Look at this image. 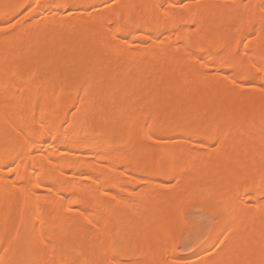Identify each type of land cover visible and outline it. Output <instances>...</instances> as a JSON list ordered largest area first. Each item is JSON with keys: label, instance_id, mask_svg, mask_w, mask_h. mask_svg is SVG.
Segmentation results:
<instances>
[{"label": "snow or ice", "instance_id": "6c2138e0", "mask_svg": "<svg viewBox=\"0 0 264 264\" xmlns=\"http://www.w3.org/2000/svg\"><path fill=\"white\" fill-rule=\"evenodd\" d=\"M20 7L0 18V173L17 194L15 214L0 220V264H264V0H29ZM85 13L118 58L137 61L129 54L139 44L127 37L139 33L140 44L166 46L195 75L174 85L172 115L181 122L144 104L99 137L112 161L104 179L74 172L45 184L37 158L51 165L56 142L77 127L89 137L79 93L87 96L91 85L87 78L69 84L34 61L28 38L42 23L63 30ZM189 86L221 90L211 115L191 106L185 115L179 94ZM72 91L80 105L64 103ZM220 161L231 167L221 170ZM133 184L140 191H129ZM146 198L163 211L146 212L138 224L127 213ZM257 220L258 234L239 235L238 222Z\"/></svg>", "mask_w": 264, "mask_h": 264}, {"label": "bare ground", "instance_id": "6f19581e", "mask_svg": "<svg viewBox=\"0 0 264 264\" xmlns=\"http://www.w3.org/2000/svg\"><path fill=\"white\" fill-rule=\"evenodd\" d=\"M28 2L29 0H0V18H4L7 12L15 14L21 11L20 6ZM48 2L49 0H41V3ZM57 2L99 4L100 0H57ZM133 2L150 4L156 0H133ZM199 2L211 4L225 3L228 0H199ZM75 14L80 16L79 12ZM84 16V19L66 20L63 30H54L50 21L47 24L42 23L32 30L28 38L32 43L28 55L34 61L50 65L53 70L61 74V77H67L69 84L87 78L91 85L87 96L83 91L79 93V96L83 97L82 109L90 113L89 137L85 140L84 132L77 127L69 131L66 139L62 137L56 142L59 151L52 154L51 165L46 160L37 158V168L43 164L40 170L41 180L45 184L57 183L74 172L91 173L93 179L96 176L104 179L110 174L108 168L112 161L105 156V153L109 152L107 143L99 137L122 122L125 110L132 107L139 108L144 104L151 106L154 110L158 109L162 119L167 115L173 123L181 122L178 115L176 117L172 115V109L177 106L174 85L178 79L181 82L185 77L192 80L195 75L183 59L179 62L173 59V50L167 49L166 46L165 51H162L154 47L151 42L140 44L139 41L143 40V37L139 33L127 37L132 47L135 48L139 44V53L129 54L136 55L137 61L130 63L127 55H121L118 58L105 46L106 38L102 34L94 35L98 25L89 20L86 13ZM96 19L99 20L98 17ZM167 38L175 41L174 36ZM26 46V43L19 45L15 50L16 54L22 53ZM2 55L3 53H0V58ZM221 95V90L215 87L205 90L195 86L182 88L179 94L185 105V115L189 106L198 108L201 112L208 109L211 115L213 106L220 103L218 97ZM73 102L80 105L75 91H72L71 96L64 101L66 105ZM219 163L221 170L231 167L223 161ZM61 169L64 177L60 175ZM31 172L32 169L29 168L28 174L31 175ZM3 175L0 173V220L7 213L15 214L17 207V194L14 189L6 187ZM133 190L140 191L135 184L129 186V191ZM38 191L43 195L47 190ZM54 198L49 197V200ZM41 205L47 212L50 205H45L43 200ZM162 211L161 206H157L155 202L146 198L130 209L127 214L136 223L143 224L146 223L142 219L146 212ZM235 227L239 235L245 237L253 235L254 231L258 234L261 225L257 220L255 224L247 221L238 222Z\"/></svg>", "mask_w": 264, "mask_h": 264}]
</instances>
